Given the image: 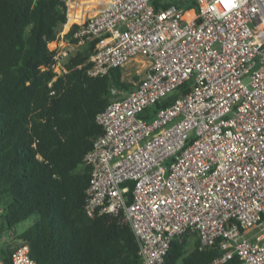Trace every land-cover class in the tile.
I'll use <instances>...</instances> for the list:
<instances>
[{
    "label": "built area",
    "instance_id": "obj_1",
    "mask_svg": "<svg viewBox=\"0 0 264 264\" xmlns=\"http://www.w3.org/2000/svg\"><path fill=\"white\" fill-rule=\"evenodd\" d=\"M64 1L79 28L67 49L56 46L58 73L94 40L90 76L149 61L134 89L113 88L122 97L97 114L103 132L84 157L88 214L121 216L142 264H163L184 233L200 248L219 242L212 264H264V0ZM0 264L38 262L22 244Z\"/></svg>",
    "mask_w": 264,
    "mask_h": 264
},
{
    "label": "trees",
    "instance_id": "obj_2",
    "mask_svg": "<svg viewBox=\"0 0 264 264\" xmlns=\"http://www.w3.org/2000/svg\"><path fill=\"white\" fill-rule=\"evenodd\" d=\"M67 9L64 0H0V216L9 231L36 216L11 234L15 243L0 247V259L9 262L13 249L27 244L38 264H142L130 225L121 216H91L85 207L91 174L84 157L103 132L97 114L122 97L113 88L129 92L135 85L122 79V68L99 77L87 73L95 40L68 57L66 71L55 70L58 49L50 43L59 39ZM222 253L219 242L200 248L197 234L184 233L172 240L163 264H212Z\"/></svg>",
    "mask_w": 264,
    "mask_h": 264
},
{
    "label": "rangeland",
    "instance_id": "obj_3",
    "mask_svg": "<svg viewBox=\"0 0 264 264\" xmlns=\"http://www.w3.org/2000/svg\"><path fill=\"white\" fill-rule=\"evenodd\" d=\"M75 20L74 15L71 14L70 22H73ZM65 28L62 27L61 33L59 35V39L56 41H53V43L50 45V48L54 49L56 46L60 48L61 50L67 49L66 45L68 43L66 34H64ZM67 61V58L62 61V64H65ZM148 65V58L145 57H137L135 60L131 61L127 66L123 68L122 72V79L126 82H137L141 77H143L146 67ZM55 70L59 71V66L55 67ZM36 219V216H32L21 223H19L12 231L6 230V226H4V219L0 216V228H4V231L2 235L0 236V247L2 245L5 246V244L11 240L10 242H16L15 238L12 237L10 234H19L26 230L28 227H30ZM3 237H6V240H3ZM12 237V238H10Z\"/></svg>",
    "mask_w": 264,
    "mask_h": 264
},
{
    "label": "crops",
    "instance_id": "obj_4",
    "mask_svg": "<svg viewBox=\"0 0 264 264\" xmlns=\"http://www.w3.org/2000/svg\"><path fill=\"white\" fill-rule=\"evenodd\" d=\"M92 1H96V0H92ZM73 23L74 22H70V21H68L64 26H63V28H65L64 30V34L63 35H65V34H67L69 31H70V29H71V27L73 26ZM53 42H51L50 44H52ZM148 63H149V61H148Z\"/></svg>",
    "mask_w": 264,
    "mask_h": 264
},
{
    "label": "bare ground",
    "instance_id": "obj_5",
    "mask_svg": "<svg viewBox=\"0 0 264 264\" xmlns=\"http://www.w3.org/2000/svg\"><path fill=\"white\" fill-rule=\"evenodd\" d=\"M192 15H193V14H192ZM192 15H188V14H187V17H191Z\"/></svg>",
    "mask_w": 264,
    "mask_h": 264
}]
</instances>
